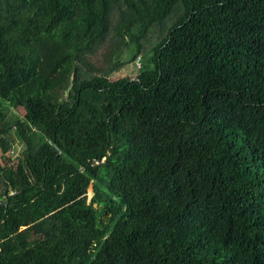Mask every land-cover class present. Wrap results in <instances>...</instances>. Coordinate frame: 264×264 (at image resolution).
<instances>
[{"label":"trees","instance_id":"1","mask_svg":"<svg viewBox=\"0 0 264 264\" xmlns=\"http://www.w3.org/2000/svg\"><path fill=\"white\" fill-rule=\"evenodd\" d=\"M0 264H264V0H0Z\"/></svg>","mask_w":264,"mask_h":264},{"label":"rangeland","instance_id":"2","mask_svg":"<svg viewBox=\"0 0 264 264\" xmlns=\"http://www.w3.org/2000/svg\"><path fill=\"white\" fill-rule=\"evenodd\" d=\"M139 67H140L139 63L134 64V65H129L128 67H124L123 70H121L120 76L121 77H131V78L134 79L137 76V74H138V71L140 69ZM13 111L16 112L21 117L24 115V111H23L22 108H16ZM15 138H17V135H15ZM16 141H17V139H16ZM20 152H21V146L16 145L15 150L12 151V153L9 154L10 157H11L10 164L12 166H14V167L16 166V171H17V173H18V175H19V177H20V179L22 181V184L26 185V184H29V180L26 179L25 172L22 169V167H20L17 164ZM93 193H94V190H93V188L91 186V183H90L89 186H88V189H87V196L91 195Z\"/></svg>","mask_w":264,"mask_h":264}]
</instances>
